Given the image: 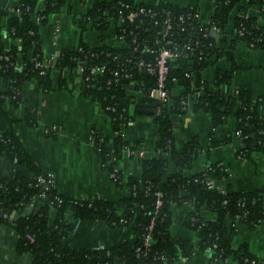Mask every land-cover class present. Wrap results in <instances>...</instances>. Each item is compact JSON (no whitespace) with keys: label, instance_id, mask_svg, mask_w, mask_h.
<instances>
[{"label":"trees","instance_id":"obj_1","mask_svg":"<svg viewBox=\"0 0 264 264\" xmlns=\"http://www.w3.org/2000/svg\"><path fill=\"white\" fill-rule=\"evenodd\" d=\"M196 1L177 6L165 2L145 4L111 0L88 6L74 16V22L82 29L86 26L96 29L100 38L110 26L107 16L117 18L137 6L151 9L156 15H142L139 20L124 24V38L129 44L126 48L105 44L88 46L80 42L74 49L61 50L57 60L52 62V66L60 71L76 68L83 60L86 68L107 63L106 70L95 78H87L88 69L83 72V93L100 103L113 133L116 132L109 140L92 129L90 138L101 166L113 173L115 185L129 188L127 196L116 201H89L66 197L52 187L42 191L37 185V177L43 176L44 172L26 152L15 131L9 127L0 132V155L30 173L17 172L9 181L0 180V223L10 225L17 232L16 250L29 254L31 264H113L116 261L122 264H174L180 256L190 257L194 247L188 240L171 234V205L191 200L196 209L186 216L184 224L195 232L199 250L209 252V264H221L217 260L222 262L228 257L240 264L257 263L245 243L232 248L231 237L236 229L232 222L238 217V221L248 228H256L264 220V190L225 188L221 192L209 188L205 179L218 180L226 176L224 168L217 164L191 176L183 175L182 170L191 167L198 146L191 140L177 147L170 114L202 109L209 114L212 128L233 116L235 134L246 143L240 152L247 156L251 150L264 151L262 99L254 97L244 87H231L233 71L238 67L233 56L236 44L243 41L251 48H264V0H210L212 11L203 22L193 18L199 11V0ZM38 2L18 0L13 12L0 9V21L6 18L7 34L13 40L8 49H0V82L7 88L0 92V105L5 98L18 105L22 84L32 79L41 91L51 89V67L35 65L45 56L40 27L50 14L65 7L70 11L71 7L64 0H43L39 9ZM251 8L257 9V13H249ZM166 17L171 18L172 28L163 36V19ZM140 20L142 24H139ZM163 45L182 50V53L166 74L168 100L159 101L148 96V91L156 85V74L146 71L140 63L154 62ZM79 47L81 51H78ZM222 57L231 62V69L216 70L212 81L214 89H210L203 71ZM114 70L119 73L117 77L113 76ZM126 72L130 74V80L138 83L133 88L135 93L139 91L138 102V96L126 89L130 81L124 77ZM178 86L182 89L174 93ZM196 92L200 93L195 96ZM188 96L190 102L182 103ZM138 108L157 110L156 114L149 115L157 127V155L140 160L139 177L124 178L120 171L114 170V165L125 146L131 150L142 146V138L130 142L121 136L128 123L143 115L136 113ZM24 120L34 126L35 111H25ZM231 140L229 135L221 141L211 140V145ZM170 162L178 171L167 175ZM41 193L51 204L41 206L32 214H22L32 197ZM157 200H160L158 206ZM201 205L215 214L213 220L199 215ZM50 208L54 210L52 219ZM67 214L74 221H102L110 227L130 225L136 239L109 248H72L66 238L74 221L67 220ZM146 235L152 238L148 245L144 242Z\"/></svg>","mask_w":264,"mask_h":264},{"label":"crops","instance_id":"obj_2","mask_svg":"<svg viewBox=\"0 0 264 264\" xmlns=\"http://www.w3.org/2000/svg\"><path fill=\"white\" fill-rule=\"evenodd\" d=\"M18 0H0V9L13 12ZM71 7L58 13L50 14L45 24L40 27L42 51L45 55H58L63 49H74L80 42L88 46L102 44L119 47L121 44L115 38L112 26H109L102 38L99 32L90 27L80 28L72 20L71 14H78L85 7L81 0H64ZM91 6L102 1L85 0ZM135 3L153 4L156 2L171 3L177 6H187L196 0H133ZM43 0H39L38 8H42ZM199 11L202 17H207L212 11L210 0H199ZM249 13L256 14L257 9L251 8ZM70 14V15H69ZM13 43L7 34L6 18L0 21V49L6 50ZM226 45V44H225ZM225 45L223 47H225ZM227 46V45H226ZM234 62L238 66L233 71L231 87L241 86L248 89L254 97L262 99L260 112L264 117V48H251L245 42L239 41L233 50ZM231 69V62L222 57L212 66L203 71V78L212 86L213 75L216 70ZM51 89L41 91L35 81L29 80L22 84L18 105L5 98L0 105V132L11 127L26 152L31 156L42 172H50L53 176V188L69 198L79 200H107L116 201L129 194L125 185L118 187L111 180L109 172L101 166L100 159L91 143V130L111 140L114 133L109 120L104 114L100 103L83 93L84 82L76 68L58 70L50 68ZM62 82V84H61ZM7 88L0 82V92ZM131 94L139 95L134 91ZM25 111H35L36 123L29 125L24 120ZM149 115L135 117L124 128L127 140L133 142L142 138L141 154L123 151L115 167L124 178L139 177L142 158L157 155V127L151 132V142L142 136L141 124ZM177 147L188 141H195L198 151L190 168L182 170L183 175H194L211 164L224 168L226 176L216 179L219 186L230 190H264V151L251 150L245 156L241 149L245 148L235 134V119H227L211 127L210 116L202 109L191 110L183 114H173L171 117ZM153 120V119H152ZM60 126L58 130H51V125ZM145 134V132H144ZM155 135V139H154ZM232 136L231 142L211 145V140L221 141L226 136ZM264 145V141H263ZM178 168L171 162L167 166V175L177 172ZM17 172L30 175L22 166L14 164L0 155V180L9 181ZM48 204L46 196H39L25 205L22 214H32L41 206ZM194 202L185 201L171 205L170 232L173 236L182 237L193 245L190 257H179L174 264H209V252L200 251L198 238L194 231L184 224L186 216L195 211ZM200 216L213 220L215 214L201 205L198 209ZM51 219L54 210L50 208ZM67 220H72L67 214ZM136 233L130 225L110 227L102 221L75 220L73 229L67 235V242L72 248H109L124 241H134ZM17 232L8 224L0 223V264H31V256L16 250ZM245 243L251 254L256 257V264H264V220L253 229L244 223L237 222L235 233L231 237L232 248ZM113 264H122L116 261ZM221 264H240L231 257Z\"/></svg>","mask_w":264,"mask_h":264},{"label":"built area","instance_id":"obj_3","mask_svg":"<svg viewBox=\"0 0 264 264\" xmlns=\"http://www.w3.org/2000/svg\"><path fill=\"white\" fill-rule=\"evenodd\" d=\"M82 5L86 8V1L84 0L83 2H81ZM138 8H134L132 10H130L128 13H126L125 15H120L117 18H114L113 16H107V20L110 22V26H112V28L114 29L115 32V38L120 42V46L117 48H126L129 46V44L126 42L124 36L126 34V29L124 28V24L125 23H132L135 22L136 20H139L141 18L142 15H150V16H155L156 12H154L151 9H146L143 6H137ZM197 18L199 22H203V20H205V18L203 19L200 11H197L193 14V18ZM37 20V18H36ZM139 24H142V20L139 21ZM138 26V24H137ZM172 28V21L170 17H166L163 19V36H165V34H167L169 32V30ZM129 32H131L129 30ZM128 32V33H129ZM130 34V33H129ZM130 36H134V35H130ZM167 43H169V41H167ZM78 51H81V48H78ZM182 53V50H176V49H172L169 48L165 45L161 46L158 54L155 58L154 62H142L140 63V66L143 67L146 71L156 74V85L155 87L151 88L148 91V96L151 99H155V100H168V93L165 87V80H166V74L168 72V68L172 67L176 64V62L178 61V58L180 56V54ZM58 55H45L43 60L40 62H37L35 65L36 66H42L44 68H48V67H52V62H54L55 60H57ZM107 63L106 62H101L98 65L92 66L90 68H86V62L83 60L82 62H78L76 69L78 71V73H80L81 77L84 71H86V69H88V77L87 78H95L96 76H98L99 74L103 73L106 68H107ZM43 71H41L42 73ZM119 75L118 71H113V76L117 77ZM124 77L129 78L130 80V74L129 73H125ZM83 79V77H82ZM117 80V78H114ZM173 81H176L175 78L172 79ZM84 82V79H83ZM129 83H127V87L130 88V92L135 90L133 89L138 83L136 80L131 79L130 81H128ZM126 87V88H127ZM182 88L180 86L176 87L174 90V93H178ZM136 94L139 95V91L136 90ZM200 92H196L195 96H197ZM188 96V100L184 101L182 103H189ZM60 128L59 125L54 124L51 125L49 127V129L51 130H58ZM114 134H116V132H114ZM121 136H125L124 132H121ZM237 136V135H236ZM123 151L126 152H138L139 154H141V151H139V148L137 150H131L128 146H125ZM114 170L117 171L115 165H114ZM110 177L113 180L114 179V175L113 173L110 172ZM206 180V184L209 188H216L218 190H220L221 192L224 191V187H221L218 185L217 181L213 178H207ZM37 185L40 186V189L42 191L47 190L48 188L54 186V181H53V176L50 172H44L43 176H38L37 177ZM157 195H159L157 193ZM43 197L45 196L43 193L33 196L31 202L33 201V199H35L36 197ZM48 204H51L50 202H48ZM157 206L160 204V200H157ZM122 222H125L124 219H120ZM239 222L238 221V217L234 218L232 224L233 226H236V223ZM149 228H151V225L149 226ZM31 239V237H29ZM145 244L148 245L149 243L152 242V238L150 235H146L145 240H144ZM162 259H164V257H162ZM217 262L221 263L220 260H217ZM253 263V261H252Z\"/></svg>","mask_w":264,"mask_h":264},{"label":"rangeland","instance_id":"obj_4","mask_svg":"<svg viewBox=\"0 0 264 264\" xmlns=\"http://www.w3.org/2000/svg\"><path fill=\"white\" fill-rule=\"evenodd\" d=\"M135 2V1H134ZM75 12H72V14L70 15L72 20L74 19V16L75 14H73ZM128 90V92H130V88L127 87L126 88ZM173 114H170V120L172 121L171 117H172ZM147 118L149 120H144L143 123L141 124V128H142V132H143V135L146 139V141H148L149 143L151 142L152 138H151V132H153V130L155 129V124L153 123V120H152V117L151 116H147ZM145 132V134H144ZM115 135V134H114ZM154 139H155V135H154ZM140 149V148H139ZM141 150V149H140ZM139 150V151H140ZM117 163V162H116ZM116 165V164H115ZM109 176H110V173H109ZM111 178V177H110ZM112 180V179H111ZM113 181V180H112ZM114 182V181H113Z\"/></svg>","mask_w":264,"mask_h":264},{"label":"water","instance_id":"obj_5","mask_svg":"<svg viewBox=\"0 0 264 264\" xmlns=\"http://www.w3.org/2000/svg\"><path fill=\"white\" fill-rule=\"evenodd\" d=\"M156 3H158V2H156ZM158 104V103H157ZM136 113L137 114H143V115H154V114H156L157 113V110L156 109H151V108H138L137 110H136ZM253 139H254V136H253ZM240 142L242 143V145H243V143H244V139H241L240 140Z\"/></svg>","mask_w":264,"mask_h":264}]
</instances>
